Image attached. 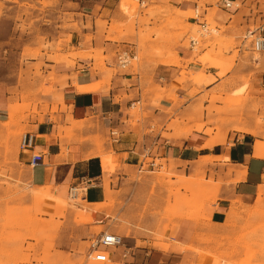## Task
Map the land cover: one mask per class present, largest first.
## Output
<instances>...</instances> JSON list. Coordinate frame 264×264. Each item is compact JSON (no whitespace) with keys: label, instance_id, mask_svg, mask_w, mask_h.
Masks as SVG:
<instances>
[{"label":"crops","instance_id":"obj_1","mask_svg":"<svg viewBox=\"0 0 264 264\" xmlns=\"http://www.w3.org/2000/svg\"><path fill=\"white\" fill-rule=\"evenodd\" d=\"M139 1L163 10L195 7L188 0L181 4ZM227 1L238 4V0ZM118 3L83 0L77 28L57 31L47 38L53 45L63 41L61 54L66 60L55 63L44 58L42 77L35 85L44 92L49 90L40 92L38 98L47 104V112L39 106L38 114L21 123L26 133L34 135L31 150H20L16 136L7 139L9 127L5 124L9 122L10 103L0 88V169L21 170L23 182L48 194L44 206L50 213H54V199L64 198L68 189L80 182L86 184L82 200L86 205L98 208L112 201L111 211L103 209L96 218L99 227L123 228L114 229L123 242L114 257L115 264L122 261L120 254L124 250L128 253L127 264H217L192 249H204L197 239L202 234L231 228L229 213L233 203L248 205L264 186V126H258L254 111L248 110L240 123L227 122L222 126L223 135L212 139V112L208 116L200 110V106L212 104H200L201 92H191L221 87L224 80L217 78L219 70L206 69V76L214 78L208 85L188 84L180 71L196 73L202 67L194 64L192 49L181 47L174 50L180 67L167 65L164 56L154 55L132 66L131 61L139 53L134 42L137 38L124 29L120 33L110 29L124 22ZM196 6L202 17L212 9V4ZM216 6L223 11V0ZM228 10L225 11L229 13ZM50 51L47 56L53 55ZM121 51L130 59L122 68L116 59ZM256 65L247 71L252 74L251 88L260 92L264 91V55ZM52 73L54 81L48 80ZM54 95L59 96L56 101ZM156 95L161 98L156 99ZM255 96L256 103H264L263 94ZM56 103L57 112L51 113ZM234 124L242 130L232 129ZM35 154L43 155V160L32 167L30 158ZM7 160L11 165L5 164ZM147 162V171H141ZM112 163L114 171L109 172ZM163 168L173 176L152 175ZM201 177L204 186L211 189V198L200 196L201 186L195 180ZM185 183L190 186L179 188ZM7 196L0 189V231L2 202ZM185 201H194L196 207H184ZM112 216L121 225L108 227ZM156 231L163 234L162 243L155 240Z\"/></svg>","mask_w":264,"mask_h":264},{"label":"rangeland","instance_id":"obj_2","mask_svg":"<svg viewBox=\"0 0 264 264\" xmlns=\"http://www.w3.org/2000/svg\"><path fill=\"white\" fill-rule=\"evenodd\" d=\"M114 1H119L118 10L124 22L110 29L119 33L124 29L137 38L134 42L139 53L137 59L131 61L132 66L137 67L148 55H154L164 56L167 65L180 67L174 50L179 47L188 50L191 48L189 38H192L197 41L191 51L196 61L194 64H200L202 70L192 73L182 69L180 77L188 84L205 86L212 79L214 81L213 76H206V69L219 70L216 76L224 80L221 87L191 92L192 95L201 92L200 104H212L206 108L200 106L201 112H206L208 116L212 112V139L223 135L222 126L227 122L240 123L248 110L254 111L256 124L264 126V103H256L255 98L258 93L264 95V91L251 88L252 74L247 71V68H257L256 62L264 52L252 53L249 41L244 40L248 28L264 22V0H238L239 7L232 6L229 13L216 6L222 0H188L199 5L212 4L207 16L198 20L207 24L208 31L203 36L200 35L201 28L195 20L194 10H163L148 7L147 4L140 6L137 0ZM166 1L184 3L183 0ZM81 2L83 0H0V88L10 103L9 122L5 124L9 127L7 139L16 136L17 147L19 138L26 133L21 123H27L30 116L38 114L39 106L47 112V104L38 100L44 89L35 85L37 78L42 77L44 58L55 63L66 60V56L61 54L63 41L53 45L48 43L47 38L57 31L77 28L82 17ZM228 21L231 22L227 24ZM49 51L53 55L47 56ZM227 73L228 78L225 77ZM48 80L54 81L53 73ZM58 97L54 95L55 101ZM160 98L161 95H156V99ZM138 111L139 106H136L134 112ZM55 112L57 103L51 110V113ZM13 127H16L15 131L10 129ZM231 128L242 130L235 124ZM63 130L66 131L64 128L60 131ZM207 132L211 133L210 130ZM5 164L11 165V161L7 160ZM111 165L109 172L114 171L113 163ZM152 175L160 178L173 176L165 168ZM195 184L201 186L202 199L212 197L210 187L204 186V177L195 180ZM189 186L185 183L179 188ZM0 189L8 194L7 200L2 202L0 264H98L87 259L92 239L101 232L115 233L114 229H123L98 225L97 212L106 208L111 211L112 201L96 208L86 205L80 198L70 200L66 195L54 199V213L47 212L44 200L48 194L30 188L23 182L21 170L16 168L0 169ZM195 197L196 194L193 199ZM182 205L196 207L194 201H185ZM107 214L110 215V212ZM229 216L231 228H220L212 235L202 234L197 239L205 246L204 249L193 248L192 251L214 259L217 264H264V186L248 205L234 202ZM119 225L121 223L112 216L108 227ZM167 229L163 228V231ZM115 234L121 236L120 233ZM154 238L159 243L164 241L159 231L155 232ZM109 251L117 257V249Z\"/></svg>","mask_w":264,"mask_h":264},{"label":"built area","instance_id":"obj_3","mask_svg":"<svg viewBox=\"0 0 264 264\" xmlns=\"http://www.w3.org/2000/svg\"><path fill=\"white\" fill-rule=\"evenodd\" d=\"M138 1V4L140 6L143 5V2ZM232 2L223 0L224 9H230L231 5L229 4ZM194 12L196 14L195 20L197 21V24L201 28V34H204L208 31L207 24L202 21L198 22V20L203 19V17L200 15L199 12H197V3H194ZM244 40L249 41L250 44V50L254 54H259L264 52V22L260 23L256 27L250 29L248 28L244 34ZM196 44V41L192 38H189V45L191 48H193ZM117 59V65L119 67H125L130 63V59L125 51H121L117 53L116 55ZM112 136L115 135L114 132L111 133ZM34 147V135L32 133H25L22 134L19 140V148L20 150L26 151L31 150ZM43 160V155L41 154H35L31 156L30 158V166L35 167L38 164H41ZM149 163H144L142 166L141 171L146 172L147 171V165ZM153 164H150L152 166ZM86 189L85 182H80L79 185L72 186L68 189V198L70 200H77L80 198V200H83V193ZM123 246L122 238L117 235L110 232H101L99 235H97L95 238L92 239L89 253L87 255V259L98 263V264H115V258L113 257L112 253L109 250H115ZM128 257L127 251H122L120 254V258L122 259L121 262L118 264H127L125 260Z\"/></svg>","mask_w":264,"mask_h":264},{"label":"bare ground","instance_id":"obj_4","mask_svg":"<svg viewBox=\"0 0 264 264\" xmlns=\"http://www.w3.org/2000/svg\"><path fill=\"white\" fill-rule=\"evenodd\" d=\"M230 5H231V8H232V6L234 7V8H238L239 7V5L238 4H236V3H234V2H232V4L231 3H229ZM230 10V9H229ZM197 12H199L200 13V11H199V9H197ZM194 15L196 16V14H195V12H194ZM199 26V25H198ZM212 32H213V30H211ZM206 33H204V34H200L201 36H203V35H205ZM196 41V40H195ZM196 43H197V41H196ZM190 49H192V48H190ZM20 149V148H19Z\"/></svg>","mask_w":264,"mask_h":264}]
</instances>
